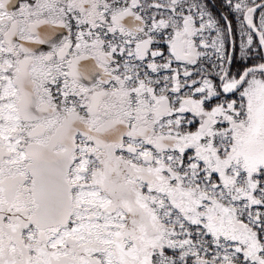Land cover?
<instances>
[{"label":"snow or ice","instance_id":"6c2138e0","mask_svg":"<svg viewBox=\"0 0 264 264\" xmlns=\"http://www.w3.org/2000/svg\"><path fill=\"white\" fill-rule=\"evenodd\" d=\"M0 264H264V0H0Z\"/></svg>","mask_w":264,"mask_h":264}]
</instances>
